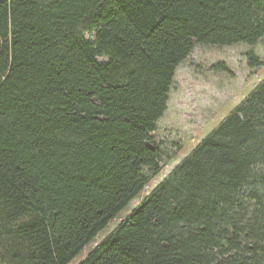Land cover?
Wrapping results in <instances>:
<instances>
[{"label":"trees","instance_id":"1","mask_svg":"<svg viewBox=\"0 0 264 264\" xmlns=\"http://www.w3.org/2000/svg\"><path fill=\"white\" fill-rule=\"evenodd\" d=\"M261 40L264 0H0V264H70L139 197L78 264H264V79L143 195L179 64Z\"/></svg>","mask_w":264,"mask_h":264},{"label":"rangeland","instance_id":"2","mask_svg":"<svg viewBox=\"0 0 264 264\" xmlns=\"http://www.w3.org/2000/svg\"><path fill=\"white\" fill-rule=\"evenodd\" d=\"M250 52L261 65L250 66L247 55ZM263 79L264 40L253 45L196 44L176 69L167 109L153 133L154 143L161 151L162 170L147 185L143 195L167 177ZM140 200L141 197L133 200L70 264H78L91 248L131 214Z\"/></svg>","mask_w":264,"mask_h":264},{"label":"water","instance_id":"3","mask_svg":"<svg viewBox=\"0 0 264 264\" xmlns=\"http://www.w3.org/2000/svg\"><path fill=\"white\" fill-rule=\"evenodd\" d=\"M147 145H148L151 149H155V145L152 144L150 141L147 142Z\"/></svg>","mask_w":264,"mask_h":264}]
</instances>
